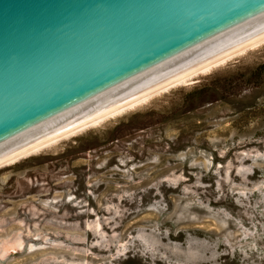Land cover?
Listing matches in <instances>:
<instances>
[{
	"label": "rangeland",
	"instance_id": "rangeland-1",
	"mask_svg": "<svg viewBox=\"0 0 264 264\" xmlns=\"http://www.w3.org/2000/svg\"><path fill=\"white\" fill-rule=\"evenodd\" d=\"M0 264H264V45L0 168Z\"/></svg>",
	"mask_w": 264,
	"mask_h": 264
},
{
	"label": "water",
	"instance_id": "water-1",
	"mask_svg": "<svg viewBox=\"0 0 264 264\" xmlns=\"http://www.w3.org/2000/svg\"><path fill=\"white\" fill-rule=\"evenodd\" d=\"M264 38V0H0V165Z\"/></svg>",
	"mask_w": 264,
	"mask_h": 264
},
{
	"label": "bare ground",
	"instance_id": "bare-ground-1",
	"mask_svg": "<svg viewBox=\"0 0 264 264\" xmlns=\"http://www.w3.org/2000/svg\"><path fill=\"white\" fill-rule=\"evenodd\" d=\"M263 45H264V38L254 42V43H252V44H250V45H248V46H246V47H244V48H242V49H240V50H238V51H236L234 53H231V54L219 59L218 61H216V62H214V63H212V64H210V65H208V66H206V67H204V68H202V69H200V70H198V71H196V72H194V73H192V74H190V75H188V76H186V77H184V78H182V79H180V80H178V81H176V82H174V83H172V84H170V85H168V86H166V87H164V88H162L160 90H157V91H155V92H153V93H151V94H149V95H147V96H145V97H143V98H141V99H139V100L127 105V106H125L124 108H122V109H120V110H118V111H116V112H114V113H112V114H110V115H108L106 117H103V118H101V119H99V120H97V121H95L93 123H90V124L80 128V129H77V130H75V131H73V132H71L69 134H66V135H64V136H62V137H60V138H58V139H56L54 141H51V142H49V143H47V144H45V145H43V146H41L39 148H36V149H34V150L24 154V155H21V156L15 158V159H13V160H11L9 162H6V163L0 165V168L8 166V165H11V164H13V163H15V162H17V161H19L21 159H24L26 157L32 156V155H34L36 153H39L40 151H42V150H44V149H46L48 147H51V146L59 143L62 140L69 139V138H71L73 136H76V135L86 131L89 128H92V127L100 125L101 123L105 122L108 119L117 117V116H119V115H121V114H123V113H125V112H127L129 110L135 109L136 107L148 102L153 97H155L157 95H160V94H162L164 92H167L171 88H174V87H177V86L191 84L192 81H194L200 75L210 73L213 69L218 68V67L226 64L227 62L231 61L232 59H234L236 57H240V56L246 54L247 52H249L251 50L258 49L259 47H261Z\"/></svg>",
	"mask_w": 264,
	"mask_h": 264
}]
</instances>
